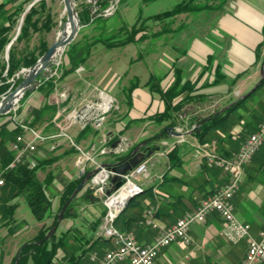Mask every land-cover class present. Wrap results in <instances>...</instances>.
<instances>
[{"label": "crops", "instance_id": "crops-1", "mask_svg": "<svg viewBox=\"0 0 264 264\" xmlns=\"http://www.w3.org/2000/svg\"><path fill=\"white\" fill-rule=\"evenodd\" d=\"M259 2V0H255V4H253L250 0H231L229 5L231 10L226 11L218 20L219 33H217L216 42L213 44L215 47L204 38L194 37L182 54L177 55L172 51L173 56H168L166 67L179 69L183 80L195 82V89L198 93L209 96L213 92H220L223 88L227 89L229 80L225 79H231L237 73L251 66L255 60L254 48L263 39L264 10ZM182 32L180 30L177 33L178 37L174 34L171 38L173 40L175 37L180 38ZM94 53L78 67L83 70L90 68V71L88 70L85 73L82 81L79 79L81 76L78 77V74H75L77 71H75L64 78L60 84L62 89L59 86L55 90L63 93L64 96L61 97V100L57 101V92L51 99L50 96L48 97L49 103L55 104L57 107L52 119L54 126L51 125L52 122L48 124V121H45L38 128V130L42 128L46 132L45 134L53 138V141L49 142L47 140L39 144L40 148L33 156L37 161L44 162L47 161L45 159L53 156L54 160L50 162L51 165L60 166V170H63L65 178L68 179L63 183L56 182L58 196L52 204L53 209L60 207V193L64 186L69 181L79 178L81 170H83V173H87L91 168L88 161H82L79 164L80 152L74 149L66 139L56 135L55 117L62 116L64 119L66 113L73 109H79L85 103H91L99 108L96 103L98 93H93V89H86L87 86L82 89L83 81L90 85L89 79L96 80L101 85L98 86L101 89L96 90L107 96L117 95L118 93L121 95L123 92V87L122 89H108V80L105 81V86L102 87L104 77L100 76L104 73L102 68L105 69V65L100 68L98 65L89 67L88 64L89 60H93ZM209 55L212 57V61L209 67L204 70ZM108 57L107 55L102 57L106 63L113 60L112 57V60ZM216 66H218L220 74L225 76V79L215 84L213 81L216 76ZM167 70L162 73L164 76L162 81L165 82L173 79V72L168 74ZM125 72L126 68L123 67V72L118 78ZM259 77V68L252 66L236 82L233 93L248 91ZM119 98L123 99V95ZM207 103V100H205L187 105L184 109L183 117L185 120L183 125L187 124V121L196 111L206 107ZM162 109L163 102L158 93L144 87H137L131 93V104L127 105L123 118L117 120L114 128L109 127L106 119H104L99 128L95 124H89L92 131L89 130L81 134L84 125L79 121H75L70 127V133L79 147L90 153L99 164L115 161L119 159L121 154H127L131 149L134 150L139 146V151L151 149L155 153L158 148H153L155 145L159 146L160 141L150 145H143V141L146 142V139L157 134L167 123L159 124L148 118L152 113ZM84 113L85 117H91V111ZM257 126L258 124L254 126L255 130ZM12 127L13 125L7 123L6 128L10 129ZM219 133L221 136L223 135L221 132ZM186 136H189L187 141ZM119 139L121 141L117 142ZM162 139L161 141L168 143L177 140L172 134ZM12 140L9 141L8 146H10ZM184 140L189 143V146H192L196 137L191 131H186ZM114 142H117V144L112 146ZM183 144L178 146L172 160H169L167 154L155 153L154 156L152 155L150 176L148 179L141 180L142 192L129 201L127 204L129 206H126L127 208L117 221L122 226L121 220L134 218L135 220L128 229L134 232L139 243L143 245L151 243L160 229L172 225L186 212L196 209L202 200L226 182L228 175L225 170L206 166L204 160L195 156L191 149H183ZM241 144L234 145L230 140L220 138L217 151L219 154L232 155L238 151ZM120 148H126V151L112 153ZM159 150H163V148ZM174 161L175 164H173ZM37 177L39 180L44 179L45 172L41 175L37 173ZM14 202L17 203V206L11 215L13 219L11 222L7 220L10 215L7 213L3 215L4 209L0 207V221L2 220L0 222V264H15L17 258L14 262V257H18L20 246L25 241L30 240L42 225L36 219H32L29 224L31 227H29L25 218L17 216L18 201L16 198L8 201V203ZM232 202L236 218L248 222L251 225V234L256 236L257 232L264 227V156L262 159L254 160L246 166L239 191L233 197ZM149 204H153V206L156 204L154 220L157 226L143 227L137 225L136 219L140 218L143 210ZM73 205L76 209V216L71 215L73 212V209H71L69 215L64 217L58 224L57 231L63 232L65 229L74 227L80 233V236H83V233L87 235L85 232H90L91 235L93 234L90 237L94 238L99 221H102V213L105 208L101 196L93 194L90 191L89 183H87L76 195ZM50 220L51 218L48 221ZM223 227L224 223L219 215L217 213L210 214L204 223L196 222L192 224L190 229L192 242L190 244L171 243L162 249L153 264H239L246 254L247 241L244 239L238 243L228 242L223 235ZM120 230L128 231L125 229ZM92 242L86 245L87 249L90 248ZM98 243L99 241L95 242L91 248L94 249V246H97ZM103 245L105 247L99 248L100 250H94L101 254L111 246L110 242L105 240Z\"/></svg>", "mask_w": 264, "mask_h": 264}, {"label": "trees", "instance_id": "trees-1", "mask_svg": "<svg viewBox=\"0 0 264 264\" xmlns=\"http://www.w3.org/2000/svg\"><path fill=\"white\" fill-rule=\"evenodd\" d=\"M31 1L32 0L0 1V56H3L7 45L14 36L12 33L15 32L18 20L20 17L22 18L19 32L9 47L7 61H5L4 58L0 61V94L6 93L8 89H14L15 86L23 80L20 71L32 66L49 47V44L45 39V34L49 32L54 25L52 15L48 10L46 0H37L25 12L26 4H29ZM123 1L124 0H120L121 3ZM143 1L150 2L153 0ZM228 1L230 0H179V2L171 9L150 15L147 17V20L159 22L165 19H172L181 14H200L202 12L219 10L222 9ZM107 5V0H101L99 4L101 8L99 11L96 10L94 16L89 11V3H84L82 5V9L78 13L81 26L98 23L100 29L95 35L85 38L83 44H80L79 40L72 41L67 45L64 53L66 61H63V63L57 67L59 76H50L43 73H40L37 76L36 79L38 85L36 89L41 91L43 101L41 106L35 111L33 119L29 121V125L38 127L45 121H48V124L51 123L57 107L55 104L49 103V95L55 90L57 82L75 72L84 60L95 51L98 44L104 49H109L134 44L138 41L144 40L146 37V33H144L146 27L138 25L137 22L128 28L121 26L116 30H113L111 27H105V23H102V16L99 13L105 9ZM182 26L183 24H180L176 29L178 30ZM166 30H169V28L161 29L152 35H161ZM35 36H38V41L37 43H32ZM263 46L264 34L263 39L254 48L255 60L250 67L237 73L229 80V87L234 85L252 66L256 65L258 62L264 63V55H262ZM211 61L212 57L208 56L204 70L209 67ZM215 75L213 81L215 84L219 83L225 77L220 74L218 66H216ZM163 78V75L156 77V75L152 74L144 83V86L150 91L158 93L163 102V109L152 113L148 118L159 124L167 122L157 134L146 139V145L153 144L162 138L168 137L169 132L167 131V127H175L178 124H182L185 120L183 114L187 105L198 101H205L208 98V95L196 92L195 82L183 80L180 70L177 68L174 71L172 82L166 88L160 86V82ZM9 79H12V81L8 82ZM263 83L264 77L259 86ZM138 86L139 81L135 79L131 81L128 86L123 87V91L126 93L128 106L131 104V93ZM255 90L244 99L238 98L223 112H220L221 109L218 108L211 111H196V113L187 121V126L191 129V133L199 142H205L211 138L212 134L216 135L217 131L222 132L223 127L227 124L228 118L233 111L239 107L241 103L246 101ZM27 94L28 93L25 92L23 97L26 98ZM262 112H264V109ZM249 116L250 118L243 122L242 128L245 130L246 128H249L248 131L254 132V126L259 119V115L256 114L255 111H251ZM238 117L241 118L240 115ZM6 125V123L0 125V176L4 179V184L0 187V207L4 209L3 215H5V213L10 215L7 220L9 222L13 221L11 215L16 208L17 203H8V201L22 195L25 197L35 219L42 224L35 236L32 239L25 241L20 246L18 257H14V262L17 258V264H51L55 251L57 249H64L65 244L68 242L67 234L71 232V228L64 231L59 237H55V234H52L50 237L45 238L46 233L52 226L57 225L58 213L63 206L66 205L63 218L69 215L71 209H73L71 215L76 216V209L73 207L75 196L71 198V195L83 179V176L69 181L64 186L60 193V207L58 213L53 217L52 222L46 225V220L51 216V200L45 194L47 180L45 181L46 183L39 180L35 173L36 168H29L25 163L18 164L13 169H6L7 165L14 157V152L11 151L8 146L9 141L13 139L19 131V128L16 125H13L10 129L6 128ZM89 130H91V127L87 124L81 130V134ZM218 138L219 137L216 138L217 141ZM158 147V145H155L154 148L156 149ZM177 149L178 144H175L167 150L166 154L169 160L174 158ZM128 153L126 155H128ZM220 155L230 157L234 154ZM173 164H175V161ZM204 164L208 167L218 168L208 164L206 161H204ZM226 173L228 175L226 182H228L230 175L227 171ZM126 208L127 207L120 212L115 223H117L119 217L124 213ZM134 220V218H124L121 220L122 229L129 230L128 228ZM70 235L71 237L74 236V234ZM71 237L70 239H72ZM73 238L76 237L74 236ZM100 238V236H96V239L89 238L86 241L88 243L89 241H93L90 246L91 248L95 242L100 241ZM84 251L85 250H83V252ZM80 256L81 255L76 256L75 254H72L68 258L69 261L60 264H70L69 262H72L71 264H79Z\"/></svg>", "mask_w": 264, "mask_h": 264}, {"label": "rangeland", "instance_id": "rangeland-1", "mask_svg": "<svg viewBox=\"0 0 264 264\" xmlns=\"http://www.w3.org/2000/svg\"><path fill=\"white\" fill-rule=\"evenodd\" d=\"M0 1H4V0H0ZM33 1L34 0H32L29 4H26V9H28L29 5L32 4ZM71 1H72L74 10L77 13V17L79 20V26H78L76 35L70 41V43L72 41H79L80 40V44H83V41L85 38L92 36V35H95L96 33H98L100 28L98 27V23H93V24H88L86 26H81L78 13H79V11H81L82 5L84 3H89V6H90L89 11L94 16V13L96 12V10L99 11V9L101 8L99 6L101 0H71ZM107 1H108L107 7L99 13L102 16L101 20H102V23L103 22L105 23V27H111L113 30H116V29L120 28L121 26L128 28V27L132 26L135 22H137L138 25H143L146 27V29L144 31V33H146V37L144 38V40L138 41L137 43L128 44L126 46H122L119 48L113 47V48H109V49H104L100 44H98L96 46V49L94 51L95 53L93 54V58H92L93 60H89L90 62H88V64H89V67H91V65H93V66L98 65V66H100V68H102L103 65H105L104 66L105 69L102 68V70H104V73L101 74L100 77H104V82H102V87H103V85L105 86V81H107V80L109 81V85H108L109 88L107 86L108 89H122V87L128 86L130 84V82L135 80V79H137L139 81L138 88H142V87L147 88L146 86H144V83L149 79L150 75L154 74V75H156V77H160L166 69H168L167 70L168 74H169V72H173L172 73V78H173L174 77V71L176 70V68L175 67H173V68L172 67H169V68L166 67L167 60L169 59L168 56H170V57L173 56L172 51L175 52V54H177V55L182 54L183 51H185L188 48L189 44L192 42L194 37H197L199 39L204 38L205 40H207L209 42V44H212V46L215 47L213 44L216 42L217 33H219L218 20L220 19V16L223 15L226 11L231 10L230 6H229L230 1H231L230 0L226 3V5L223 6L222 9H219V10L202 12L200 14H181V15H177L176 17H174L172 19H165L163 21L154 22L152 20H147V17L150 15L171 9L175 4H177L179 2V0H153L150 2H144L143 0H124L122 3L120 2V0H107ZM250 1H252L253 4H255V0H250ZM259 1H260L259 3H261V5H262L261 8L264 10V0H259ZM46 3L48 6V10L50 11V13L52 15V19L54 21V25L52 26L51 30L45 34V39L50 46L53 42L58 41L59 33L61 32L62 26L64 25L65 21L67 20V15L64 11V1L63 0H46ZM26 9H25V12H26ZM21 22H22V18L20 17V19L18 20V25L15 27V32L12 33L14 35L13 38L16 36L18 29H20ZM96 22H98V21H96ZM190 22H192V23H190ZM180 24H183V26L177 30L176 28ZM166 28H169V30H166L161 35H152L153 33L157 32L161 29H166ZM180 30H182L183 32L181 33V36H179L180 38L177 39V37H178L177 33H179ZM174 34L177 37H175V39L173 40L171 37ZM178 35H180V34H178ZM37 41H38V36H35L32 40V43H37ZM67 45L63 48V50L61 52L56 53V55L54 56V58L51 61V64L48 67H46V69L44 70V74H46V75L48 74L50 76H52V75L59 76V72L57 70V67L60 66L61 63H63V61H66V56L64 55V53H65V49H66ZM103 55L109 56L110 59L112 57L113 60L111 59L112 61L106 63L102 58ZM262 55H264V46L262 48ZM3 58L5 61H7V59H8V57H6V49H5L3 56H0V61ZM108 58H106V59H108ZM262 65H263V70H264V64L263 63L258 62L254 66H257L259 68V72H260V67ZM108 67L110 68L109 70H108ZM123 67L126 68V72H125V74H122V76L120 78H118L119 75H121V73L123 72ZM25 69H27V68H24L20 71L22 74V77H24V75L26 73ZM88 70L90 71V68L87 70H83V69L78 68V70H76L78 73L75 72V74H78V77L81 76V78H79V79L82 81L85 73ZM224 79H225V77L222 79V81ZM63 80L64 79L57 82L56 88L60 86V84L63 82ZM162 80L160 82V86L162 88H166L172 82V79L167 81V82L162 81ZM225 80L228 81L230 79H225ZM11 81H12V79L8 80V82H11ZM89 81H90V85H88L85 81H83L82 89L86 88V86H87L86 89H93L92 90L93 93H95V94L98 93L97 105L99 106V109H101V113L95 119H91V121L89 123H86V124L77 120L76 119V113L80 108H82L83 106H86V105L95 106L91 103H85L79 109H73V110L69 111L68 113H66L64 119L62 116L55 117L54 123H55V127L57 129L56 135L66 139L74 149H76L78 152H80L81 162L79 164H81L82 161L83 162L88 161L91 164L90 170L97 168V167H100L97 171V172H99V170L101 169V164L97 163L96 160L93 158V156L90 153H87L85 149H81L79 147V145L76 143L73 136L71 135V133H70L71 128L70 127L72 124L66 128V131H64L65 135L59 134V132H60L59 126H62V125L64 126L63 123H65V125H66V122L68 121L66 119L67 116L70 113L74 112L75 118H74L73 122L79 121V122L83 123L84 126L87 124H95L99 128V125L102 123V121L104 119H106L108 126L114 128L116 126L117 120L119 118H123V114L125 113V111L127 109V97H126V93L124 91L122 92L121 95H120V93H118L119 95L113 94V95H110L108 97L107 95L96 90V89H101V87L100 88L98 87L101 85L96 80L92 81L91 79H89ZM258 81H259V79H257V81L255 83H253V85L248 89V91ZM37 85H38L37 79H34L33 83L22 93L21 97L17 100V102H15L14 105H12L11 109H9L8 111H6L4 113H0V123L1 124H3V123L7 124L8 123V125H16L19 128V131L16 133V135L13 138V140L11 141V143H13L16 136L19 134L22 135L25 138V140H30L32 138L31 137V131H36V132L42 134L43 136L47 137L43 141H37L36 142V148L34 151L31 152L30 155H28V158L35 162V166L33 168H36V172H35L36 176H37V173H39L41 175L43 172H45V178L42 179L41 181L46 183L45 181L47 180V185L45 188V194L51 200V211H50L51 216L49 217V218H51V220L48 221L49 220V218H48L45 222V224L48 225L52 222L53 217L58 213V209H59V208L53 209V207H52L54 199L58 196V191L56 190V186H55L56 182L63 183L64 181H68V179L65 178V173H63V170L62 169L60 170V168H61L60 166L57 167L55 165L54 166L51 165L50 162H53V160H54L53 156H51V158L45 159V160L49 161V163H47V161L46 162L37 161V159L33 156L38 151V149L40 148L39 144L44 143L47 140L49 142L53 141V138H50L49 135L45 134L46 132H44L42 130V128H40L38 130L39 126L33 127V126L29 125V123H30L29 121L33 119L35 111L40 107L39 105H41L42 101H43V96H42L41 91L36 89ZM229 85L230 84H228L227 86L229 87ZM235 85H236V83L229 88L227 87V89L223 88L220 92H213V93L209 94V96H207L208 97L207 98L208 103L205 105L206 107H204L203 109L201 108L199 112L211 111V110H214L216 108L222 109L223 107H225L227 105L233 104L238 98L239 99L242 98V96L244 94H246L247 91H243L242 93L237 91L234 94L233 90L235 88ZM17 86H15V88ZM56 88H55V90H56ZM60 88L62 89V86H60ZM14 89H12V90H14ZM12 90L8 89L6 93L0 94V100L4 95H6L8 92H10ZM55 90L52 93L57 92L56 97H57V101H59V100H61V97L63 98L64 95L62 92L55 91ZM25 92L28 93L26 98L23 97ZM122 95H123V99L122 98L120 99L119 96L122 97ZM106 99L110 100L109 101L110 105L108 107L105 106ZM263 109H264V83L261 86H259L248 97V99L246 101L241 103V105L233 111V113L228 118L227 124L223 127L222 132L218 131L216 133V135L212 134V136L209 140L215 139L217 144H218V141L216 138L221 137V135L219 133V132H221L223 134L221 137L222 139L230 140L231 143L234 145L243 143L244 140L246 139L247 135H249V133H252V132L248 131L249 128H246V130L244 128H242L243 122L250 118L249 115H250L251 111H255V113L259 115V119L256 121V124H259L262 121V119L264 118V114H263L264 112H262ZM239 115L241 116V118L238 117ZM98 119H99V122L96 123L95 121ZM51 122H52V120H51ZM183 123L180 125L178 124L175 127H173L174 131H176L175 130L176 127L180 126V128L181 127L183 128V132H181V135L183 138L182 142L175 143V144H178V146L182 145L185 142V140H184L185 132L191 131V129L187 126V124L183 125ZM52 125L54 126L53 122H52ZM90 131H92V130H90ZM175 137H178V136H175ZM188 138H189V136L188 137L186 136V141L188 140ZM219 138H218V140H219ZM161 140H163V139L159 140L160 143H159L158 151L160 148L161 149L165 148L164 146L162 147L161 144L164 141H161ZM198 142L199 141L196 138V140H194L193 143L195 144ZM11 143H10L9 148L11 151H13L11 148ZM143 143H144V141H143ZM169 144H172V143H169ZM193 145L189 146V143L185 142L183 144V146H184L183 149H191L194 152ZM216 149H217V147H216ZM80 150H82V152H84L85 155H90L93 158L94 162H91L90 160L85 159L84 154H82ZM263 151H264V144L261 146L259 151L252 157L250 162H252L254 160L257 161V160L262 159L264 156ZM155 153L152 151V153L149 156H145L141 161H143L147 158H151L150 159V161H151L150 167H151L152 158H153L152 155L154 156ZM123 156H126V153L121 154L119 156V159L122 158ZM245 169H246V167H245ZM150 170L151 169L149 168V172H150ZM85 175H86V173H83L80 177L83 176V178H84ZM93 175L86 181L84 186L76 193V195L85 187V185L87 183H89V185H90V191H92L93 194H96L94 192V188H93V185L91 183V178L93 177ZM149 176H150V174H149ZM111 177H112V173L110 175V178L108 179L106 192H105L106 194H109L115 190V189H113L114 185L111 183ZM145 179H148V178H145ZM141 180L143 181V179H141ZM141 180H140V182H141ZM142 190H143V188H142ZM142 190H141V192H142ZM141 192H139V194ZM139 194H137V195H139ZM76 195H75V197H76ZM96 195L100 196L99 194H96ZM16 200L18 201L17 216H21V217L25 218L27 220L28 225H29L30 220L35 219V217L31 211L25 197L22 195H19L16 197ZM135 203H137V202H135ZM73 204H74V201H73ZM149 205L153 206V204H149ZM155 206H156V204H155ZM73 207H74V205H73ZM147 207H149V206H147ZM60 210H59V213H60ZM104 212H105V208H104ZM104 212L102 213V215H104ZM59 213H58V216H59ZM63 214H64V212L61 215L60 221L63 219ZM119 214H120V212L118 213V215ZM118 215H117V217H118ZM117 217L115 218V220L117 219ZM102 218H103V216H102ZM57 220H58V218H57ZM115 220H114L115 227H117L118 229H122V227L119 225L120 223L115 224ZM138 220L139 219H137V221H136L137 225L143 226V227H149V226L140 225L138 223ZM60 221L58 220L57 225L52 226V227H55V229L53 232H51V234L48 237H50L52 234H55V237H59V235L64 232V231L58 232L56 229L58 224L60 223ZM0 222H2V220ZM101 222L99 221V225H98L97 231L95 233L96 236H98L97 233H98V229H99ZM29 227H31V226L29 225ZM50 229L48 230V232L50 231ZM29 230L31 231L32 229H29ZM65 231H67V229H65ZM128 231H131V230H128ZM131 232H133V231H131ZM70 234H74V236L76 238H73L74 236L71 237ZM79 234L80 233L74 227L71 228V232L69 234H67V237H68L67 241L68 242L65 244L64 249H57L55 251V254L53 255L52 260H51V264H60V263H64L66 261H69L68 258L72 254H75L76 256L81 255L80 260H79V264H92V262L89 259L90 254L93 251H96L94 249L100 250L99 248L105 247L103 245L104 240L109 242V240L101 237L97 246L96 245L94 246V249L93 248L87 249L86 245H88V242L86 240L91 238L90 236H92L93 234L91 235L90 232L89 233L85 232V234H87V235H84V233H83V236H80ZM70 237L72 239H70ZM83 250H85V251L83 252ZM82 252H83V254H82ZM69 263L71 264L72 262H69Z\"/></svg>", "mask_w": 264, "mask_h": 264}, {"label": "built area", "instance_id": "built-area-1", "mask_svg": "<svg viewBox=\"0 0 264 264\" xmlns=\"http://www.w3.org/2000/svg\"><path fill=\"white\" fill-rule=\"evenodd\" d=\"M75 118L74 112L67 116L64 126H59L60 135H65L66 128L69 127ZM178 133L183 132V128L176 127ZM31 139L25 140L22 135H17L11 148L14 151V158L9 162L6 169H13L18 164L26 163L29 168L35 166V162L28 158V155L36 148L37 141H43L46 136L31 131ZM172 144L162 142L163 150L156 153L163 155L175 143L182 142V135L176 137ZM264 144V118L258 128L250 133L240 145L238 151L230 157L222 156L218 153L217 142L211 139L205 142H198L193 145L195 156L206 161L208 164L227 171L230 175L228 182L217 188L211 195L200 202L196 209L186 212L172 225L160 229L153 241L149 244H140L136 236L131 231H121L114 225V220L118 213L130 197L139 194V188H143L140 180L149 178V168L151 158H147L137 164L126 176L122 177L121 185L109 194H106V187L111 172L101 167L99 172L91 178L94 192L99 194L105 207L102 222L98 229V236L103 237L111 243V247L104 250L102 254L93 251L89 259L92 264H153L159 253L174 242L188 245L192 242L190 229L193 223H204L212 213H217L224 222L223 235L230 243H238L244 239L247 241L246 254L239 264H264V227L256 236L251 234V225L241 221L234 214L233 197L239 191L245 167L252 157ZM78 148V147H77ZM79 149V148H78ZM82 154V150H80ZM85 159L94 162L90 155H85ZM4 180L0 177V187ZM156 206L145 208L138 220L140 225L155 227L154 220Z\"/></svg>", "mask_w": 264, "mask_h": 264}, {"label": "water", "instance_id": "water-1", "mask_svg": "<svg viewBox=\"0 0 264 264\" xmlns=\"http://www.w3.org/2000/svg\"><path fill=\"white\" fill-rule=\"evenodd\" d=\"M36 1L37 0H34L32 2V4L34 2H36ZM63 1H64V6H66V5H68V3L71 0H63ZM32 4H30L29 7ZM29 7H28V9H29ZM28 9H26V11ZM74 13H75V16H76V19H77L76 26H74L73 29L71 30V32L66 34L64 36V38H61L58 41L53 42L48 47V49L44 52V54L41 57H39L37 59V61L32 66H30L29 68L25 69L26 73H25L21 83L14 90L8 92L6 95H4L1 98V100H0V113H4V112L8 111L9 109H11L12 106L9 104V101L11 100V98L18 92H21V95H22V93L33 83L34 79H36V77L40 73L44 74V70L46 69V67H48L51 64L52 59L54 58L56 53H58L57 50L61 49V51H62L63 48L68 43H70V41L74 38V36L77 33L78 26H79V20H78V17H77V13L75 11H74ZM18 32H19V29H18ZM18 32H17V34H18ZM15 37L10 41V43L6 47V57H8L9 47H10L11 43L13 42V40L15 39ZM79 69H81V67ZM263 77H264V70H263V65H262L260 67V78H259V81L249 91H247V93L244 94L242 96V98H245L253 90H255L260 85V83L262 82ZM53 96H55V93H52L49 98L51 99ZM96 103H98V102H96ZM229 106L230 105H227V106L223 107L220 110V112H223ZM88 111L92 112L91 117H85V113L84 112H88ZM100 113H101V109H98V107L86 105V106H83L82 108H80L77 111L76 119L86 124V123H89L91 121V119H95ZM95 122L96 123L99 122V119L96 120ZM167 131L170 134L174 135V136L181 135V133H177L176 131H174L173 127H167ZM120 141H121V139H119L117 142H120ZM117 142H114L112 144V146H115L117 144ZM145 144H146V142L143 143V145H145ZM139 149H140V146L135 148L131 152V154H129V155L123 156L122 158L117 159V160L112 161V162H106V163H102L101 164V167L106 168L108 171H110L112 173L111 183L114 185L113 189H116V188H118L121 185L123 176H126L145 156H149L152 153L151 149H146V151H139ZM124 151H126V148L118 149L116 151H113L112 153H123ZM80 162H81V157H80ZM99 168L100 167L94 168V169H92V170H90L89 172L86 173L84 178L81 180V182L77 185V187L73 191V193L71 195V198H73L76 195V193L84 186L86 181L94 173H96ZM82 174H83V170L80 171L79 176H81ZM132 198L133 197H130L127 200V202L122 207L120 212L127 206V204L129 203V201ZM65 208H66V205L63 206L62 209L60 210V213H59V216H58V220L59 221L61 219V215L64 212ZM54 229H55V227H52L50 229V231L46 234L45 238H47L51 234V232L54 231ZM15 264H17V261H16Z\"/></svg>", "mask_w": 264, "mask_h": 264}, {"label": "bare ground", "instance_id": "bare-ground-1", "mask_svg": "<svg viewBox=\"0 0 264 264\" xmlns=\"http://www.w3.org/2000/svg\"><path fill=\"white\" fill-rule=\"evenodd\" d=\"M64 11L67 15V20L65 21L64 25L62 26V30L61 32L59 33V39L61 38H64V36L66 34H68L69 32H71V30L73 29L74 26H76L77 24V19H76V16H75V13H74V7H73V4H72V1H70L68 3V5L64 6ZM69 13V14H68ZM57 39V38H56ZM57 52H61V49L60 50H57ZM21 96V92H18L16 93L12 98L11 100L9 101V104L12 106L15 104V102H17V100L20 98ZM109 97V96H108ZM109 99H106V103H105V106L108 107L110 104H109ZM104 104V103H103ZM102 107V106H101ZM104 108V107H103ZM99 109V108H98ZM142 188H139V192H141Z\"/></svg>", "mask_w": 264, "mask_h": 264}, {"label": "flooded vegetation", "instance_id": "flooded-vegetation-1", "mask_svg": "<svg viewBox=\"0 0 264 264\" xmlns=\"http://www.w3.org/2000/svg\"><path fill=\"white\" fill-rule=\"evenodd\" d=\"M132 151H133V150H132ZM132 151H130V152L128 153V155L131 154Z\"/></svg>", "mask_w": 264, "mask_h": 264}]
</instances>
